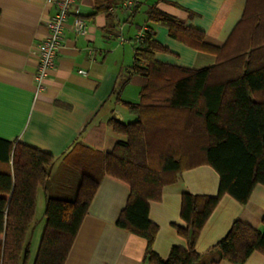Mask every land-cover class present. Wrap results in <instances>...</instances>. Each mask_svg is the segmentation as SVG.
<instances>
[{
    "label": "crops",
    "instance_id": "obj_1",
    "mask_svg": "<svg viewBox=\"0 0 264 264\" xmlns=\"http://www.w3.org/2000/svg\"><path fill=\"white\" fill-rule=\"evenodd\" d=\"M56 0H0V138L51 154L54 165L44 188L36 192L35 222L28 234L30 258L36 257L46 219L47 198L72 199L80 173L65 162L76 145L108 153L118 140L110 121L128 124L136 116L123 102H137L147 79L128 74L134 60L135 37L150 29L163 48L154 58L165 64L199 69L220 63L216 54L197 49L169 35L161 24L147 20L157 7L203 34L204 41L222 47L242 18L248 0H112L107 13L95 11V0H74L68 7L54 66L38 83L37 46L47 34L46 22L55 14ZM87 25L85 34L72 26L74 18ZM219 176L206 164L184 169L162 187L159 200L149 201L148 218L157 226L153 250L162 258L173 245L185 246L176 226L181 196H215ZM129 185L104 175L88 205L64 264H145L146 240L116 225ZM39 214V218H37ZM264 185L256 184L245 204L220 197L200 229L194 249L207 264H233L219 259L215 245L234 221L264 231ZM241 264H264L254 250Z\"/></svg>",
    "mask_w": 264,
    "mask_h": 264
},
{
    "label": "trees",
    "instance_id": "obj_2",
    "mask_svg": "<svg viewBox=\"0 0 264 264\" xmlns=\"http://www.w3.org/2000/svg\"><path fill=\"white\" fill-rule=\"evenodd\" d=\"M111 4L95 0V11L107 13ZM146 16L164 25L171 37L213 52L220 63L187 69L157 61L154 55L163 48L150 29L143 31L127 73L147 82L137 102H123L136 121H110L123 139L108 153L76 145L65 156L80 180L72 199L47 198L46 224L33 264H64L104 175L129 185L116 225L146 240L145 264H207L194 243L220 197L227 194L245 204L253 187L264 185V0H248L220 48L157 7H149ZM54 162L47 152L0 138V264H29L36 192L46 186ZM197 164L209 165L218 174L217 194H182L185 226L176 230L186 245H173L162 258L152 248L157 226L148 218V203L159 200L164 185ZM215 248L219 259L241 264L254 250L264 255V231L234 221Z\"/></svg>",
    "mask_w": 264,
    "mask_h": 264
},
{
    "label": "built area",
    "instance_id": "obj_3",
    "mask_svg": "<svg viewBox=\"0 0 264 264\" xmlns=\"http://www.w3.org/2000/svg\"><path fill=\"white\" fill-rule=\"evenodd\" d=\"M74 0H56V12L46 22L47 34L38 44V65L36 68L35 79L39 83L46 74V71L54 66L56 51L61 41L62 28L67 18L68 7ZM73 29L79 34L87 32V25L81 18H74ZM137 43L143 41V31H139L135 37Z\"/></svg>",
    "mask_w": 264,
    "mask_h": 264
},
{
    "label": "rangeland",
    "instance_id": "obj_4",
    "mask_svg": "<svg viewBox=\"0 0 264 264\" xmlns=\"http://www.w3.org/2000/svg\"><path fill=\"white\" fill-rule=\"evenodd\" d=\"M260 40H263V38H260ZM260 40H259V41H260ZM39 216H40V215H39V214H37V216H36V217H37V218H39Z\"/></svg>",
    "mask_w": 264,
    "mask_h": 264
}]
</instances>
